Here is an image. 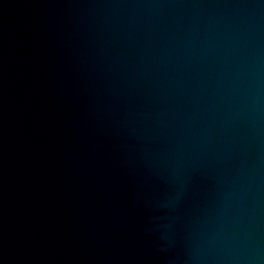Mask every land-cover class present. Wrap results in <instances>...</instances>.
Listing matches in <instances>:
<instances>
[{"label": "water", "instance_id": "95a60500", "mask_svg": "<svg viewBox=\"0 0 264 264\" xmlns=\"http://www.w3.org/2000/svg\"><path fill=\"white\" fill-rule=\"evenodd\" d=\"M0 264H264V0H0Z\"/></svg>", "mask_w": 264, "mask_h": 264}]
</instances>
